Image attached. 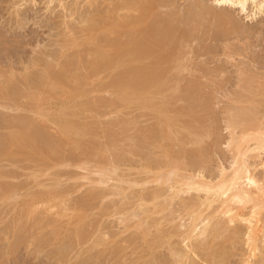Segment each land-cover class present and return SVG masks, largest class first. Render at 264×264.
Here are the masks:
<instances>
[{"label": "rangeland", "instance_id": "obj_1", "mask_svg": "<svg viewBox=\"0 0 264 264\" xmlns=\"http://www.w3.org/2000/svg\"><path fill=\"white\" fill-rule=\"evenodd\" d=\"M88 1L0 0V264H202L200 258L193 257L191 263L171 256V246L179 249L180 244L183 249L191 220L188 213L179 210L178 198L173 203L168 196V200L164 199L163 194L169 193L163 190L166 186L161 187L163 191L155 183L146 188H129L114 181L100 186L92 182L97 175L76 167L86 163L94 172V166L115 160L125 181L147 178L137 174L141 159L138 153L145 149L144 157L150 154L145 146L149 142L144 140L145 143L140 134L156 126L155 114L149 109L130 100H119L120 90L110 85L113 72L95 56L99 48H110L103 40L109 31L123 43L130 41L126 48L142 38L138 37L142 31H138L143 29L153 30L152 36L149 33L153 41L181 36L171 47L175 49L176 44L175 50L179 46L181 50L173 51L177 67L171 62L167 65L168 82L180 89L185 86L181 96L174 98L177 105L183 104L184 113H205L215 127L212 136H216L212 139L209 135L214 143H209L208 138L197 154L190 151L194 149L192 144L181 145L179 139L160 142L167 152L176 155L183 148L185 160L193 168L201 155L207 157V170L201 171L209 179L217 178L222 166L230 169L232 141L240 136L239 129L235 132L231 125L234 117L241 118L238 108L246 110L248 117L253 115L264 128V99L257 94L264 87V12L256 13L252 1L241 13L237 7L218 6L213 0H156L142 21L137 18L134 22L132 18L139 15L137 8L129 6L137 10L136 14L132 9L129 13L119 9L117 17V9L113 12L111 8L115 4L107 6L112 0H106L108 4L93 0L96 7L104 6L100 11L104 10L106 17L89 18L94 5L90 7ZM260 1L263 0L257 2ZM106 10L117 18L107 15ZM91 25L92 32L88 29ZM180 58H188L186 63L182 59L185 65L176 62ZM179 63L185 68L179 70ZM62 65L67 67L62 71V81L45 75L42 79L48 66L56 74ZM65 122L73 134L83 130L80 140L62 136L58 123ZM30 123L33 131L36 129L35 141L43 146L32 150L28 143L19 147L5 140L8 134ZM46 137L55 141L56 148L52 142L50 150H44ZM137 146L145 148L136 154ZM73 149H81L82 152L77 150L81 155H71L69 151ZM51 150L56 151L55 155ZM161 154L157 150L154 155L161 158ZM255 155H249L253 157H248L250 167L245 172L256 171L258 177L262 174L258 163L264 160V152L259 158ZM197 158L200 160L196 162ZM254 163L256 170L251 166ZM144 189L148 197L154 191L164 192L159 194L163 197L150 200L146 196V200H140ZM208 212H202L204 218ZM76 232H82V238L78 239ZM193 239L204 242L211 238ZM240 243L228 246L232 250L223 264H252L245 262L244 245L242 248ZM261 244L264 252V243ZM189 255L193 256L192 252Z\"/></svg>", "mask_w": 264, "mask_h": 264}, {"label": "bare ground", "instance_id": "obj_2", "mask_svg": "<svg viewBox=\"0 0 264 264\" xmlns=\"http://www.w3.org/2000/svg\"><path fill=\"white\" fill-rule=\"evenodd\" d=\"M92 1L93 0L88 1L90 2L89 3L90 7L94 5L92 8V13L90 14L91 17L89 18L106 17L105 14L103 15V12H105L103 10L104 6L103 7L101 6L103 8L102 9L103 11L101 12L100 11L101 7L100 8H98L99 6L96 7L94 2L95 0L93 1L94 3ZM112 1L114 2L112 3L109 2V5L107 6H112L110 4H115L114 6L111 7L112 10L114 9L113 12L115 11V9H117L116 12H114L115 14L117 12L119 13V11L121 12L123 8L124 10H127L125 12L129 13L132 9V8L130 9L129 6L131 7L135 6L134 8H137L139 12V13L137 12V15L138 14L139 15L137 17L135 16L134 18H132L134 19V22L135 19L137 18L139 19V21L141 18H144L148 9L152 7V4L157 3L155 2L156 0H112ZM251 1L254 4V7L252 8H256L257 11L256 13H258L260 10L264 12L263 10L264 3L262 4L264 0L260 2H257L258 0L256 2L255 0H213V2L218 6L237 7L238 9H240L239 11L241 13H245L248 10V6H249L248 3ZM107 2L105 0V3ZM253 4L251 5L253 6ZM204 9L206 10V8H203V10ZM108 10H106V14L111 15L112 14L111 12L110 14H108L109 13ZM132 10H133L132 12L134 13L135 11H137L136 9L135 10L132 9ZM204 12L205 11H203V13ZM114 13L111 15V17L115 15ZM121 13L119 16L123 17L124 14H122L121 16ZM117 15L118 14H116V16ZM128 15L129 14H127L126 16L127 19L129 17ZM109 23H111V21ZM130 23H129L130 25L134 26L133 22L130 21ZM92 27L93 26L91 25L90 28H88L90 29L91 32H92L91 29L94 28ZM158 31H160V33L162 32L161 29H159ZM138 32H141L138 35V37L139 38L142 37V38L140 40L136 38L138 39V41H135L128 48H126L125 45H128L129 44L128 42L130 41L127 40V42L124 41L125 43H123L122 40L120 41L119 39H117L116 34L114 32L109 31L108 32L109 34L105 33L107 35L104 36L103 40L104 43L106 41L105 44L109 45L110 48L108 47L109 49H106L105 48L106 46L99 48V51L97 52V55L95 57L97 58L99 57L102 60V63L105 66H108L111 69V72H113L114 76L112 77L111 75L112 80L110 81V85L115 86L120 90L118 95L120 99L117 97L119 100L121 99L123 101L130 100V102H134L135 104L140 105L144 109L145 108L149 109L152 113L155 114L156 126L154 124L153 125L155 126L154 128L150 129L148 127L149 128L148 130H146L145 132H143L142 130L141 131L142 133L140 134L143 141L146 140L147 142H149L148 145L145 144V146L147 147L146 149L150 150L149 156L146 158V155L144 157V155L142 154L145 153V149L144 152L138 153V150L140 152L143 148H145V146L142 147L144 144L142 145L140 143L142 145L141 146L142 149H138L139 146H137V151H136V154L138 153V156L141 157L139 162V167L137 169L138 177H141V175L142 176L146 175L147 178H140L137 181H130V180L125 181L123 179V176L121 177L119 174V165L117 163L118 161L115 160L112 162L110 161V163L108 164H101L100 166L97 167L94 166L95 168L94 172L90 171V168L87 167L86 163H82L81 165H76V167L80 168L81 170L87 171L88 173L91 172L89 174L93 173L94 175H97V179L95 180L93 179V181L92 180L89 181L90 182L92 181L94 182V184L96 183V185H100V186H104L108 184L110 181H114L121 185L123 183L127 184L129 185V188H131L132 186L137 187L139 185L141 187L144 186L146 188L147 184H152V183L157 184V186L156 185L154 186H156L157 188L160 187L158 188L160 190L161 187L163 188L164 186H166L163 188V190L168 189L165 190V192L166 191L169 192L167 194L161 192L163 190L161 191L157 190L159 192L156 193L155 191L152 192L149 198L145 194L144 192L145 189H144L143 192L141 191L142 193H140V197L138 198L144 201L145 197L147 196L146 198L152 200L153 198L157 199L160 195H162V193H164L163 195H166L164 199L170 197V199L167 200L168 201L172 200L171 203H173V200L176 201L178 198L179 210L181 211V209H183L184 212L181 211L182 213L186 212V214L188 213L190 215V216L188 215L191 220L189 222L191 223L190 229H188L190 231H186L188 232L189 235L187 236L186 239L184 238V240L182 241L184 242L185 248L183 247L182 249V246L179 244L180 250L176 247L175 249L174 248L172 249V246L171 249L173 251H171L170 249V253L172 252V255L171 254L170 255L174 256V258L177 257L176 258L178 259L177 261L182 262L181 260L184 259L186 261L191 260L192 263V261H194L193 257H196L202 260L201 261L202 264H223L227 256V252L229 251V249L230 251L232 250L231 248H228V246L231 245V247H233L236 245L235 243L241 241L242 243H240V245L242 244L241 247L244 245V249H245L244 251L245 262L247 263L252 262V264H264V252L263 250H261L262 249L261 243H264L261 242L262 239H264V217H263L264 216L263 214L264 160L260 159L261 161H259L260 163H258L259 164L258 167H260L262 173L261 176L257 177L256 175L258 174L256 173V171L245 172L247 167H250V164L248 163L249 158L253 157V156L249 157V155L256 153L255 157L259 158L261 156L260 154L264 152V131H261L259 127V125H261L262 123L259 124L258 122L257 124V119H255V117H252L253 115L251 116L250 114H248L249 115L248 117L247 115L244 114L246 110L244 111L242 107L238 108L241 111V113L238 112V114L241 115L240 117L242 118V115L243 116L245 115L247 118L245 119L244 118L245 116L242 119L241 118L237 119L236 117H234V122L231 123V125L234 131L239 129L240 136L239 138L236 137L237 139H233L232 141L234 143V146L230 153L231 154V162H229L230 169L229 168L226 169L224 166H222L223 168L219 170L221 173L220 174L218 173L219 176L217 175L218 176L217 178L215 176L216 179L211 174H210L211 177H213L212 179H209L208 175H207L208 178L207 176L205 177V175L203 174L204 173L203 171L207 170V166H208L207 157L201 155L202 156L201 160L199 158L195 159L196 162L198 159L200 160V162H197L198 164L194 165L193 168L186 162L184 155L185 150H183V148H181V152L179 155L173 154L172 152H167L166 149L163 148L162 146L163 143L160 142V139L162 140L165 139V142L163 141L164 143H167V139L168 141L170 139L173 140L179 139L181 145L184 144L186 145L190 143L193 145L194 148L192 149L193 151L191 149L190 151L197 154L200 151L199 148L201 146L204 147L205 142L207 141L209 142L208 138H210L215 132L213 130V128L215 129V127L211 126L210 122L212 120L206 119V117L204 116L205 113L202 114L201 111L199 114L198 113L192 114V112L189 111L191 113L190 114L189 112H187V110H186L187 113H184L182 111V109L184 108L183 104L180 103L181 105H177V103L179 102H177V100L174 99L175 96L179 98L178 94H180L181 96V89L184 88L185 86H183L180 89V87H177L179 85H175L173 83L168 82L169 81L168 76H170L168 73L170 71L167 70V68L170 62L171 64L174 63L173 51L175 53V51H178V49L181 50L180 46L177 50H175L177 48L176 44H175V49L171 48L172 44H174L175 42L177 43V40H179L181 36L177 37V35H173V37L171 38L172 35H170V32L167 31V33L170 36L168 35L169 37L165 38V40L162 37L163 41H161V39H157L156 41H153V38H151L152 36L151 32H153V30L150 29L149 32V29H147V31L143 29ZM149 33L151 34V36H149L150 35ZM164 35H166V33ZM131 37L133 38V36H130V38ZM175 37L177 39H175ZM149 38H151V41L149 40ZM158 40L160 42H157ZM179 44L180 43H178L177 46ZM109 50H112L113 53H110ZM163 50H166L167 52H164ZM176 58L178 57L176 56ZM146 59H149V61L147 62H149L150 64L145 61ZM151 59L152 61L150 62ZM182 59L184 60L185 58ZM182 59L180 61L179 59L178 61L176 60L175 61L182 63L183 61ZM187 60L188 58L184 60V63H186L185 61ZM181 63H179V70L185 68L181 66L184 63L182 64ZM177 65L174 67H177ZM66 68H67L66 66L62 65L61 71L59 70V72L55 74L56 71H54L53 73V71H51L52 70L51 67L48 66L47 69H45L43 76L45 75L46 77H52L50 79L60 81L62 76H64L63 75L64 73L62 71L63 70L65 71ZM43 76L42 79L45 78V76L44 77ZM178 88L180 89L179 91L176 90ZM186 92L187 90L185 91V93ZM32 94L34 95L33 92ZM257 94L263 96L262 99H264V87L262 88V91ZM172 99H174L175 102ZM232 113L236 114L234 112ZM233 114H230L231 117L233 116ZM235 118L237 120H235ZM66 123L67 122H65L62 125L58 123V126L60 128V133L63 134L62 136L64 138L66 137V139L69 138L74 139L73 137H76L77 141L80 140L81 136L83 135L82 134L83 130H81L78 134L77 133L73 134L67 129L65 125ZM24 127L25 128H23L21 131L16 130V132L8 134L5 137V140L7 142H11L13 145L15 143L19 147L20 146L23 147L24 145L23 143L26 144L28 143L31 149L32 148L37 149L39 145L43 146V144L39 142L37 144V141H35L33 132H35L36 129L33 131L34 129L33 125L30 123L28 125H25ZM261 128L264 129L262 125ZM215 136L216 135L212 136V139H214ZM102 138L103 137H101V140ZM94 139L96 140L97 137H94ZM142 139L140 140L142 141ZM45 140L49 143L45 142L47 143V145L44 143L46 148L44 150L49 151L50 150L49 147L50 145L52 146V142H54L53 147L56 148L54 146L55 141L47 137ZM209 143L213 144L214 142H212L211 140V142ZM135 149L136 147L134 148V151ZM77 150L80 151L81 149H73V151H69V152L72 153L71 155H75V154L81 155L80 152L77 153ZM157 150L163 153L161 154V156L163 155V157L161 158L159 156L157 157L160 158L158 160L154 155L156 154ZM51 152L54 151L51 150ZM146 152L149 151L146 150ZM55 153L56 151L54 152V155ZM57 155L55 157H57ZM255 164L256 163L251 165L253 166L252 168L254 169L257 168L256 167L257 165ZM250 171H252V169ZM56 186H58V183ZM6 190L8 189L6 188ZM123 190L124 188H122L121 191ZM194 192L195 194L198 193L197 194L198 196L200 193L201 195L203 193V195L198 197L194 194ZM123 193H125V190ZM187 193L188 194L191 193L190 194L191 196L188 199H184L187 198L186 196ZM192 194H194L193 197ZM182 196H184L183 199ZM161 197L163 196H160L159 198ZM167 202L165 200V203ZM202 207L206 209V212L207 210L209 211L208 215H206L205 218L202 214V212H205V209L203 208V211L202 210H201L202 212L200 211ZM240 226H243V229L246 232L245 234L242 233L241 231L242 228ZM233 233L234 236L232 237L231 234ZM75 235L78 239L82 238V232L80 233L76 232ZM194 236H201L204 238L206 237L208 238L209 236L211 239L209 241L208 239L205 240L203 239V241L205 242L204 243L199 240H194L193 239ZM220 239L222 240L221 242ZM191 252L193 256L189 255V253Z\"/></svg>", "mask_w": 264, "mask_h": 264}]
</instances>
